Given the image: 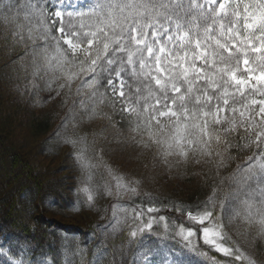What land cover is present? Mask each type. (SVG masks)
I'll return each mask as SVG.
<instances>
[{"label": "snow or ice", "instance_id": "6c2138e0", "mask_svg": "<svg viewBox=\"0 0 264 264\" xmlns=\"http://www.w3.org/2000/svg\"><path fill=\"white\" fill-rule=\"evenodd\" d=\"M17 3L7 0L0 9L6 24L14 22V9L28 22L26 30L16 25L12 44L31 43L33 77L51 74L46 87L57 96L71 92L79 80L77 95L89 90L94 105L87 109L81 102L89 118L107 93L113 108L120 105L122 118L134 116L133 132L144 129L148 140L161 146L163 163L169 156L188 162L190 154H198L215 159L217 174L233 159V147L251 151L249 162L237 165L247 175L237 182L235 208L225 210L221 203L217 211L213 196L195 212L173 210L198 226H176L183 247L198 240L225 258L213 264H256L232 240L228 226L236 219L255 224L264 241V0H97L87 11L71 0H25L18 8ZM121 73L138 79L143 92L140 86L133 92ZM57 80L63 83L54 89ZM116 188L127 185L118 180ZM87 199L91 202L92 194Z\"/></svg>", "mask_w": 264, "mask_h": 264}, {"label": "trees", "instance_id": "16d2710c", "mask_svg": "<svg viewBox=\"0 0 264 264\" xmlns=\"http://www.w3.org/2000/svg\"><path fill=\"white\" fill-rule=\"evenodd\" d=\"M6 2L0 0V9ZM96 2L86 1L83 10ZM24 3L18 0L16 7ZM10 15L15 18L12 23L0 17V264H141L146 256L157 264L224 260L202 241L185 248L171 237L180 224L198 227L173 209L192 210L213 196L217 211L221 203L225 210L235 208L237 182L247 175L238 172L237 165L245 166L251 151L233 147V159L218 174L215 159L198 154H190L188 162L169 156L163 163L161 146L151 143L144 129L133 132L134 116L124 113L122 118L120 105L113 108L107 93L89 118L81 102L87 109L94 105L89 90L77 95L79 80L71 92L65 89L57 96L46 87L51 74L42 72L34 79L31 43L11 42L16 25L26 30L28 22L23 11L14 9ZM85 20L91 22L89 17ZM121 76L133 92L137 86L143 92L138 79ZM60 83L63 80L53 88ZM128 91L126 86V95ZM124 158L130 169L122 164ZM118 180L127 188L117 189ZM149 207L156 211L149 213ZM145 222L152 227L142 229ZM156 226L163 231L153 232ZM257 227L236 219L228 232L241 251L264 264V241L257 237Z\"/></svg>", "mask_w": 264, "mask_h": 264}, {"label": "rangeland", "instance_id": "374dc122", "mask_svg": "<svg viewBox=\"0 0 264 264\" xmlns=\"http://www.w3.org/2000/svg\"><path fill=\"white\" fill-rule=\"evenodd\" d=\"M86 1H90V0H71V2L73 3L74 6L84 5ZM238 75H239V73H238ZM129 162L130 161L128 159H126V158L123 159L122 164H124L125 169H130L131 163H129ZM176 187L177 186L175 185V189H176ZM173 189L174 188H172V190ZM177 189H180V184H178V188ZM177 189L175 190L176 192H177ZM196 210H197V208H192L193 212H195ZM162 231H163V229H160L158 226L153 228V232H162ZM177 231H178V228H177ZM171 237H173L175 240H177L181 244H183V242L181 241L179 235L176 234L175 236H171ZM194 244H196V240H194ZM141 264H157V262L154 259H152L150 256H146V257L142 258Z\"/></svg>", "mask_w": 264, "mask_h": 264}]
</instances>
